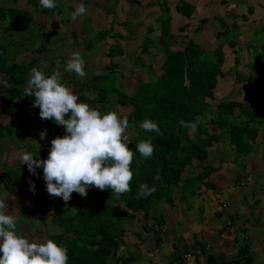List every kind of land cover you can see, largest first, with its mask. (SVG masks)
<instances>
[{
  "label": "trees",
  "instance_id": "obj_1",
  "mask_svg": "<svg viewBox=\"0 0 264 264\" xmlns=\"http://www.w3.org/2000/svg\"><path fill=\"white\" fill-rule=\"evenodd\" d=\"M84 1L91 3V0ZM17 2L13 0L11 4H0V39L3 36L6 37V31H10L9 38H11L21 29L36 24L30 12L19 10L16 7ZM34 2L40 4L39 0H34ZM128 2L131 5L136 3V0H128ZM155 4L159 6L160 10V14L156 18L157 32L150 25L145 28L143 38L139 36L142 38L141 45L138 47L140 59L138 57L134 62L141 64V57L150 56V50H154L158 46L164 51L159 75L151 71V78L146 81H138L129 95L125 93L126 87H123V90L121 87L119 90L116 85L111 87L100 85L109 77H112V81L118 85L116 78L118 73L115 72L117 65L112 63L103 67L107 73L94 75L74 83L78 92V102L88 103L99 111L105 110L108 96L112 92L117 95L116 104L122 107H131V111L126 116L129 122L128 129L134 132L128 144L129 149L135 153L130 166L133 172L130 183L131 191L116 196L111 189L101 191L89 187L86 197L72 193L70 199V202L73 201L74 204L72 207L69 201L66 203L60 197H51L44 186L40 187L36 195L35 202L39 207H42V210L49 209L51 224L59 229L58 233L47 236L41 243L52 239L59 246L65 247L69 258L68 264H109L112 260H114V264L119 262L128 264L134 261L132 254L121 257L116 252L122 243L126 221L137 215H142L143 218L153 219L158 227L166 224L165 214L162 211L156 216H152L156 205L161 203L172 205L173 193L176 192V189L180 194L191 191L193 195L200 187L213 189L215 185L208 182L210 176L217 172L224 163L238 164L239 158L250 154L256 147L260 132L264 134V41L258 42V40L264 39V25L258 26L251 33L253 37L260 36L256 40L257 44L248 40L244 43V46L247 49H253L254 53L251 60L245 65L248 74L242 75L235 71L233 82H243L247 84L243 88L251 90L250 95L246 97L247 102L230 98L217 101L215 90L219 80L226 78V73L223 71L225 63L223 46L237 47L236 51L241 48L237 41L240 32L235 19L238 17H231L233 22L230 26L227 25L224 17L199 21L195 33H201L204 30V25L208 22L216 21L220 26L214 35L216 44L212 48L206 49L191 37L185 36L182 47L172 49L175 46V34L171 32L168 2L166 0L163 2L161 0L159 3L150 2L147 6L151 7ZM92 5L101 9L104 6L98 0L93 1ZM7 6L14 7L6 8ZM56 9L42 10V12L46 14L47 11L55 12ZM175 11L189 19L194 7L185 1H179L175 4ZM252 12L253 9L249 8L248 13L251 15ZM106 13L111 15L112 20L116 17L115 10L108 9ZM240 19L243 23L248 22L246 16H241ZM5 21H8V24L1 28V23ZM53 24L55 25V23ZM114 25L123 29L128 26L130 33L128 39L131 40L135 37L136 26H133L134 30L132 31L133 27L124 21L122 23L114 22L109 30L99 31L93 36L94 40L103 41L107 37L116 40L124 39L126 35L114 33ZM129 26L131 30H129ZM246 26V29L250 28V26ZM186 29L187 25H184L178 31L184 32ZM38 36L42 38L41 42L36 40L40 43L34 47V52L38 57L34 56L20 64L15 63L14 60L11 61V56L16 57L20 50L15 55L13 49L0 43V77L4 79L5 83L3 81L0 83L1 102L15 101L16 103H13L19 105L35 100L34 97L24 96L30 69L37 68L39 61L43 62L49 58L42 56L48 52L46 46L53 41L50 35L43 32ZM132 46L129 45V48L132 49ZM91 47L92 40L86 41L81 53L83 55L88 53ZM122 52L121 46L115 42L109 46L107 56L113 58L122 55ZM238 61L239 51L234 59L235 65L239 63ZM89 91L95 93L93 101L87 96ZM214 101L216 104L213 116L207 119L205 115L210 114L209 110ZM93 102L97 105H92ZM98 104L101 106L97 107ZM120 117L123 118V116ZM145 119L158 125L159 134L145 132L140 128V123ZM202 119L205 120L202 121ZM180 121H185L188 124L196 123L195 132L193 133L191 127H183ZM18 125L19 122L14 115H11L9 126L0 122V141L13 136ZM52 126L55 130L49 133L51 138L66 134L62 126ZM141 139H151L153 142L154 152L147 160L135 152V145ZM219 141H222L225 147L213 156L212 147ZM48 145V148H42L38 152L31 150L28 152L33 155L37 154L36 158L46 159L51 147L50 142ZM196 165L198 169L194 170L195 172L190 171L192 168L195 169ZM157 174L161 178L159 181L154 180ZM238 181L240 182L242 179L239 178ZM141 183L155 187L156 191L148 197L138 198L137 191ZM85 199L91 200L92 206L84 204ZM76 201L80 202L75 204ZM37 212L32 211L30 214L35 216ZM19 234L24 236V232H19ZM212 261L213 257H210L208 262ZM233 262L252 264L253 257L247 245L237 250Z\"/></svg>",
  "mask_w": 264,
  "mask_h": 264
},
{
  "label": "rangeland",
  "instance_id": "obj_2",
  "mask_svg": "<svg viewBox=\"0 0 264 264\" xmlns=\"http://www.w3.org/2000/svg\"><path fill=\"white\" fill-rule=\"evenodd\" d=\"M12 1L13 0H0V4H11ZM15 1H18L16 3V7L19 10L22 9L31 13V16L34 18L36 24H32L25 27L24 29H21L18 33H14L13 37L11 38H9L10 31H6V37L3 36V38L0 39V43L6 44L10 49H13L12 51L15 52V55L20 50L16 57L11 56V61L14 60L15 63L20 64L28 61L34 56H37V54L34 52V47L38 45L42 39L41 36L38 35L42 32L50 35L53 41H51V43L46 46L48 52H45L42 56L49 58L43 62L39 61L37 64V69L42 71L46 76H50L56 71L60 72L62 77L61 82L65 86L72 89L76 95L78 92L74 85L75 82L83 81L86 78H90L94 75L96 76L107 73L103 70V67L107 66L109 63L117 65L115 67V72L118 73L116 76L118 85L112 81V77H109L100 85L108 87L116 85L119 90L121 87L122 90L123 87H126L125 93L127 95L133 91L138 81H146L151 78V71L156 75H159L161 72L160 66L163 62L164 51L158 46H156L154 50H150V56L141 57V64H136L134 62L138 59V57L140 59L138 47L141 45L145 30L143 32L142 38L139 37L140 35L138 36L135 33V37L129 40L128 36H130V33L128 31V26L126 29H123L120 26L114 25V33L126 35L124 36V39L116 40L114 38L107 37L103 41H96L93 38V36L99 31L109 30L112 28L111 26L114 22L122 23L124 20H126L127 25H131L132 27L138 26L139 20L145 14H142L141 9L139 10V13L142 16L139 14L135 16V14H133L135 5L128 7L126 10H120L116 7V0H98L101 5H104L103 9H101L100 7H96L91 4L95 0H91V3H86L84 0H55V8H57L56 11H47L45 14L42 12V10L45 11L47 9L43 8L38 2H34V0ZM214 2L218 4L219 0H214ZM81 3L86 8V14L77 17L76 20H72L69 16V13L74 11L77 4ZM222 4H220V6ZM8 7L14 6H7L6 8ZM108 9L115 10L116 14H118L119 10L120 12L124 13V15L119 18L116 15V17L112 20L111 15H108L107 17L104 16V12H106ZM147 11L149 13L147 15V21L149 22V25L155 29V32H157L158 23L156 21V14H159L160 10L153 12V9H148ZM212 14L214 16V10H212L209 17L212 16ZM252 18L253 17H249L250 20H252ZM259 18L263 19L264 16L262 15ZM226 22L229 26L232 23V19L227 18ZM251 22L252 21H248L245 25L249 24L250 26L252 24ZM53 23H55V25ZM253 23H257L256 20L253 21ZM7 24L8 21L1 23V28H4ZM193 25L195 26V24ZM246 27L247 26H245V28L241 27L239 29L240 36L237 38V40L240 43V46H242L239 50L236 51L237 47L230 48L227 45H224L223 47V52L225 54L223 71L226 73V78L219 80V87H217L215 90V98L217 101L226 98L243 101V99L248 96L249 90L243 88L247 84H244L243 82H233L235 79V71L242 75L248 74L245 65L251 60L254 53L253 49H247L244 46V43L248 40L254 44H257L259 41H264V39H260L258 42H256L257 38L260 36H257V38L253 37L251 34V27L247 29ZM204 29L205 31L201 33H195L193 31V36L191 35L189 37H194L193 39L198 41V43L204 46V48L209 49L216 44L214 35L218 31V24H214L213 26H210L209 24L205 25ZM129 30H131L130 26ZM133 30L134 27L132 28V31ZM171 30L176 36L174 43L175 46L172 49H176L178 46L182 45V42H185V38L183 37L186 34H181L182 32L179 33L175 25L171 27ZM186 32L187 31H185V33ZM36 40H39L40 42ZM89 40H92L91 50L83 55L81 53L82 48L85 42ZM115 42H118V44L121 46L123 51L122 55L109 58L107 56L109 46ZM129 45H133L134 47L132 46V49H130ZM238 51L239 63L235 65L234 59ZM76 52L80 53V55L82 54L81 56L85 61L84 71L86 72V75L83 78L78 77L75 73H69L65 71L67 61L71 58L72 54ZM2 81L4 83V79L0 77V83ZM223 85L224 87H222ZM232 89L234 90L231 92ZM87 96L93 101L95 98V93L89 91L87 92ZM116 97V93H110L105 105V110H101L100 112L104 114L108 111H115L119 116H128L129 112L131 111V107H122L121 105L116 104ZM13 102L16 103L15 101ZM13 102L4 103L0 101V122L5 126H9L11 115H14L19 122L15 134L9 138H5L3 141H0V198L4 199L7 205L6 209L4 210L5 213L15 216L17 220L18 233L24 232V237L28 238L30 241L41 243L47 236L58 233L59 229L51 224L49 209L45 208L42 210V207H39V205L35 202L36 195L38 194L40 187H46L45 181L43 179V169H36V173L33 175L28 171L26 165L20 163V156L29 150L38 152L42 148H48V142L57 137L51 138L49 135L51 131L55 130L52 125L57 124H55L52 120H42L39 117V108L33 107L34 101L19 105L14 104ZM215 104L216 101L212 102L211 108L209 110L210 114L205 115L207 119H210L213 116L212 114L214 113ZM92 105L95 106L97 104L93 102ZM100 106L101 105L98 104L97 107ZM204 120L205 119H202V121ZM133 133L134 132L132 130H126V134L129 136V138L132 137ZM58 136L63 137L64 135ZM213 147H218V149H221L223 145L219 143ZM215 155L216 150L213 156ZM34 159H36L35 156ZM230 168H235V166H230ZM234 172L239 173V170L236 168ZM32 185L35 186L34 190H30ZM94 189L97 188L94 187ZM189 198L190 197H187V199ZM247 198L251 200L250 195H248ZM72 202L69 201L71 207L74 205ZM79 202L76 201L75 204ZM83 203L88 206H92L91 200L89 199H85ZM32 211L38 212L35 216H31L30 213ZM251 231L252 230L249 231V234ZM233 232L234 231H231L230 233ZM241 233L242 232H238L236 235H238L239 240L242 239V241H244V237ZM124 238L128 241V233L124 235ZM229 239L233 240V236L230 235ZM252 241L255 247V251L253 250V253H259V256L264 254V246L260 243H256L254 239ZM259 259V262L255 264H264V257L261 256Z\"/></svg>",
  "mask_w": 264,
  "mask_h": 264
},
{
  "label": "crops",
  "instance_id": "obj_3",
  "mask_svg": "<svg viewBox=\"0 0 264 264\" xmlns=\"http://www.w3.org/2000/svg\"><path fill=\"white\" fill-rule=\"evenodd\" d=\"M117 1L116 7L120 10H126L135 5V10H133L135 16L137 14L142 16L139 13V10L142 9V14L145 15L136 26V34L142 36L145 28L149 26L147 10L153 9V12L159 10L157 4L148 7V3H159L161 0H136V3L131 5L128 0ZM166 1L171 16V27L175 25L179 30L187 25L185 30L187 32L181 33L186 34L185 36H193V31L195 32L201 19L214 20L224 17L227 20V18L232 19V16H236L238 18L235 20L240 29L241 27L245 28L247 23H243L240 17L246 16L249 22L252 21L250 25L252 31L258 26L264 25V18H259L264 16V0H219V5L214 0ZM179 1H185L194 7L189 19L175 11V4ZM220 4L222 5L220 6ZM249 8L253 9L251 15L248 13ZM212 10H214V16L212 14L209 17ZM104 13V16L107 17L108 14ZM116 15L119 18L124 13L118 10ZM249 17H253L252 20ZM255 20L259 25L253 23ZM208 24L213 26L218 23L216 21L208 22L205 25ZM247 25L249 26V24ZM204 31L205 29L202 32ZM174 40H176V36ZM182 45L178 47H182ZM243 101L247 102L246 98ZM219 143L223 147L221 149L212 147V154L215 150L218 154L225 147L222 141L217 142L214 146ZM255 146L250 154L238 159V164L224 163L217 172L210 176L208 182L215 185L213 189L200 187L194 195L191 191L180 194L176 189V192L173 193L172 205L167 203L156 205L152 216H156L162 211L165 214L166 224L158 227L153 219L143 218L142 215H137L126 221L122 243L116 250L117 255L124 257L127 254H132L134 261L128 264H236L233 260L237 250L247 245L253 257L252 264L259 262V257H264V254L259 256V253H253L255 247L252 240L254 239L256 243L264 246V134L262 132H260ZM214 160L216 161V159ZM230 166H235V168H230ZM236 168L239 173L234 172ZM197 169L196 165L195 169L192 168L190 171L195 172L194 170ZM239 178L242 181L239 182ZM248 195L251 200L247 198ZM187 197L190 198L187 199ZM250 230L252 231L249 234ZM231 231L234 232L230 233ZM238 232H242L244 241L238 239V235H236ZM126 233H128V241L124 238ZM230 235L233 236V240L229 239ZM186 254H189L190 257H185ZM210 257H213L211 263L208 262ZM109 264H114V260ZM118 264L126 263L119 262Z\"/></svg>",
  "mask_w": 264,
  "mask_h": 264
},
{
  "label": "clouds",
  "instance_id": "obj_4",
  "mask_svg": "<svg viewBox=\"0 0 264 264\" xmlns=\"http://www.w3.org/2000/svg\"><path fill=\"white\" fill-rule=\"evenodd\" d=\"M39 2L46 9L56 7L55 0ZM85 14L86 8L81 3L69 16L76 20ZM84 65V59L76 52L67 61L65 71L83 78L86 75ZM61 79L58 71L46 76L36 67L30 69L24 96L34 97L33 107L39 108V117L62 126L66 134L50 141L46 159H34L37 154L24 152L20 163L26 165L33 175L36 169L42 168L46 192L66 203L72 193L86 197L89 187L101 191L111 189L116 196L130 192L133 178L130 166L135 153L128 147L127 117L121 118L115 111L102 114L88 103L78 102L79 97ZM180 124L195 132L196 123L180 121ZM140 128L145 132H160L158 125L149 119L143 120ZM135 149L147 160L153 155V142L141 139ZM160 179L159 174L154 177L156 181ZM34 187L32 185L30 190ZM155 191V187L141 183L137 197H148ZM6 207L5 200L0 198V264H68L67 249L52 239L39 243L20 235L15 216L6 214Z\"/></svg>",
  "mask_w": 264,
  "mask_h": 264
},
{
  "label": "built area",
  "instance_id": "obj_5",
  "mask_svg": "<svg viewBox=\"0 0 264 264\" xmlns=\"http://www.w3.org/2000/svg\"><path fill=\"white\" fill-rule=\"evenodd\" d=\"M185 257H190V255L189 254H186Z\"/></svg>",
  "mask_w": 264,
  "mask_h": 264
}]
</instances>
